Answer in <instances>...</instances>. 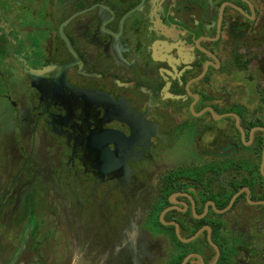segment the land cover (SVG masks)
<instances>
[{"label": "flooded vegetation", "instance_id": "obj_1", "mask_svg": "<svg viewBox=\"0 0 264 264\" xmlns=\"http://www.w3.org/2000/svg\"><path fill=\"white\" fill-rule=\"evenodd\" d=\"M264 264V0H0V264Z\"/></svg>", "mask_w": 264, "mask_h": 264}, {"label": "water", "instance_id": "obj_2", "mask_svg": "<svg viewBox=\"0 0 264 264\" xmlns=\"http://www.w3.org/2000/svg\"><path fill=\"white\" fill-rule=\"evenodd\" d=\"M186 261H187V260H185L183 264H185V263H186Z\"/></svg>", "mask_w": 264, "mask_h": 264}]
</instances>
